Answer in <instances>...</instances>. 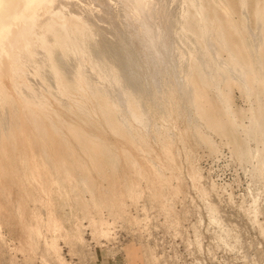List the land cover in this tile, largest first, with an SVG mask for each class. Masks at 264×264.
Returning <instances> with one entry per match:
<instances>
[{"label": "rangeland", "instance_id": "obj_1", "mask_svg": "<svg viewBox=\"0 0 264 264\" xmlns=\"http://www.w3.org/2000/svg\"><path fill=\"white\" fill-rule=\"evenodd\" d=\"M65 1L66 0H53L51 4H53L55 7L61 5L60 7L66 13L75 12L74 14H76L82 20L88 22L91 19L92 22L95 21L97 23L96 25L95 22L91 23L89 21L92 26L94 25V30L92 32L93 40L91 41L94 42V44L89 42V45L96 46L100 52L99 55H109L112 51L113 53H111V56L115 58V60L123 61L122 59L124 58H122L121 55L122 52L125 51H123V49L127 48L126 50L132 54L130 56H132L133 59L136 58V60L138 59L137 61L141 59L138 62V69L142 67V70L140 69L141 71H139V75H141L140 78L143 80V84L147 82L145 87L149 89V82L146 81V79L150 80L148 74L156 65L155 63L153 64L150 62L149 64L148 59L146 58L147 54L141 53L143 52L142 50L145 52L146 50L141 44L138 46L139 36L137 41L135 39L138 34L135 35V38L132 35V32L134 31L135 34L137 26H139L137 23L140 24L142 21L137 19L138 21L136 22V18L132 17L133 15L131 17L129 16L131 13H128V9H125L126 7H124L126 6L127 0L125 1L126 3H123L124 0H121L122 2L120 3H118L119 0H109L108 2L107 0H100L102 5L98 4L101 3L99 0H95L94 3L99 1L98 3H95L96 6L93 5V0ZM154 1L155 0H153V4L156 5L155 2L157 1ZM162 1V3L165 2L164 0ZM172 1L170 0L169 4L168 0H166L167 3L165 2V5L160 3L163 7L160 6V4H157V7L160 6L159 8L166 10L163 11L160 9L158 11L157 9L159 8H157L156 10L159 13L157 14L160 16L163 12L166 14L171 11L173 17H169V14L171 13L167 15H169L168 17L170 19H175L174 17L179 15L182 5L181 1L179 2V0H175L176 2ZM111 2L113 3L109 6ZM173 3H176L177 5H174ZM118 4H124V6ZM172 4L173 6H171ZM119 6H121L123 10H118ZM165 6L170 8L172 7L174 10H170L169 8L166 9L167 7ZM93 7L96 9V11ZM96 7H98V9ZM99 7L101 9H99ZM175 7L177 8V11L175 10ZM71 8H74V10H70ZM125 10L127 11L125 12ZM167 10L169 11L167 12ZM114 11H121L123 14L120 12L119 16H122L118 17ZM106 12L107 14L104 15ZM160 12L162 13L160 14ZM177 12L178 15L176 14ZM126 13L127 15H125ZM94 14L97 15H95L96 19L92 18L94 17ZM99 14L102 17L104 16V18L108 17L106 18L107 20H105L110 23L104 21V18L100 17ZM145 14L142 16L144 17ZM127 16L128 19L130 17V21L127 19L129 23L126 21V19H123ZM233 16L235 19H238L240 14L234 13ZM97 17L99 18L97 19ZM158 17L155 18V21L158 19L159 22L162 16L159 17L160 19ZM119 18L122 19L123 22L125 20V23H127L119 26L122 23L121 20L119 21L121 23L117 22ZM145 18L146 16L144 19ZM245 18L247 19L243 20L244 24H246V21L248 22L247 25H244L247 29L245 32L246 38L254 39L256 35L255 33H250L252 30L248 32L250 35L252 34L251 36L247 33L249 30L247 28L248 26H251L250 29L254 28V18L250 14ZM99 19H101L100 22L98 21ZM161 20L163 21V18ZM103 21L106 23L104 24ZM98 24L100 26L103 24H109V26L106 25V27H109L110 32H103L102 29H106L107 31V28L103 25L101 26V29ZM176 24L177 21L175 20V27ZM128 28H132V32H130V29ZM111 29H114V31H111ZM124 31L128 32H126V35L129 34L127 36H133L134 39L132 36H130L131 43H134L132 44V47L131 43L128 44L129 37L127 39ZM111 32H113L112 35H115L116 37L111 36ZM107 33L108 35L106 36ZM120 33H122V36H125L126 38H123ZM254 35L255 37H252ZM120 36L125 43L121 42L122 39H120ZM112 38H114V40ZM109 39L113 42L109 41ZM126 39L128 40V43ZM132 40L135 41L133 42ZM106 41L107 44L105 43ZM111 44H113V46ZM115 45H119V47L115 48ZM177 45H180V47L184 45L183 48L188 49V44L185 42V40L181 41L180 43L178 41ZM121 46H123V48ZM120 47L122 50L119 49ZM103 48L105 49V52ZM110 48H112V50H110ZM137 48H140V51L136 50ZM113 49L116 50V55ZM117 49H119V52L120 50L122 51L120 55ZM130 49L132 51L135 49L133 51L134 53ZM108 50L110 52H108ZM171 51L170 54H168L169 56L173 53H176L175 50L173 53H171ZM117 54L119 55V58L122 59L116 57L118 56ZM133 54L135 56H133ZM140 54H144L145 57L144 55L142 57ZM176 54L171 56V58H174ZM34 58L38 61H43L38 58L37 55L34 56ZM76 60L77 58L75 56L74 58L69 57L68 63H70V68L67 67V62L64 60L58 61L59 64L62 63V66L70 70L75 67L77 62ZM169 60L173 62V60ZM40 64H47L41 68L42 75L33 73L32 70L34 66L29 64L31 67L28 66L26 74H28L27 79L31 86L30 88L26 89L21 88V92H19V94L14 93L15 96L18 97V102L20 103L19 107H16V110L13 111L14 107H10L7 102L0 101L3 102L0 103V108L2 109L0 110V117L7 120L4 123L3 121L5 120L0 118V124L3 123V125H0V156H2L1 158L6 168L4 172L0 171V264H90L91 260L99 258L101 255H116L127 246L132 247L136 254H138L137 259L139 264H179V261H181V264H193L192 260L194 259V255H192V249L198 245H202L204 247L206 242L212 243V246L216 245L218 240L210 239L209 235L214 236L215 233L220 232L228 233L227 245L229 249H231L229 252L232 253L227 255V261L229 264L232 263L234 260H230V258H232V256L236 255L237 253V251H235L236 240L234 239V236L238 233V229L234 223L237 214H243L246 217L248 215V210L255 207V205H260V209L264 217V140L261 141L258 139V137H256L258 136L257 133L253 134V132L251 133L250 130H247V128L250 127V124L252 123L250 121V116L252 108L254 109V106H256L255 97L244 93V90L242 89L243 91H241V88L237 85H234L232 87L233 89H231L233 94H231V105L232 108L239 113V123L242 122L240 124V128L239 125H237L238 127L235 126V129H240V134L237 130V135H239L240 139L239 141H241V138L246 135V137H243L245 139L242 138V142L245 145H248V150L251 149L250 152H247V154H252H246V156L242 154L243 156L240 155L238 157L239 153H237L236 149L232 146L236 140L238 141V136L236 140L231 136L228 137V134L224 137V133L220 132L219 130L215 131L209 127L205 121L203 122V120L198 116L195 107L189 105L187 101L185 102V100H187L186 95H182L183 98L177 97L175 100H168L166 94L162 96V94L166 93L165 91H163V93L158 91V94H160V92L162 93L159 96L155 92L153 94L150 92L149 95L151 97L148 95L149 91L143 93L145 99L142 97V104L147 103L144 104L145 106L147 105V108L145 109L144 105H142V107L145 109V111H147V116L148 118L150 117L149 120L151 119V124H148L150 130L145 126L141 127L143 133H145V138H140L136 140V144H132L121 135L112 132L108 126H105L106 124L103 122V120L99 119V116L95 117V121H98L99 126L98 124L91 126V124L90 127L84 123H81L75 112L67 110L65 104L69 100L68 97L63 95L54 97L56 95H54L55 93L51 90H55V86L52 82V79L50 78L51 76L48 73L49 64L45 62H40ZM140 64H143L145 67L141 66ZM181 66H179V68L177 66L173 67L174 69L176 68L175 70L178 69V71L174 70L177 74L176 76H178V79H180V68L183 67ZM143 68L145 69L143 70ZM44 69L45 71H43ZM88 71L89 70H87V73H89ZM147 71L149 72L147 73ZM68 74H70V71ZM41 76L43 80L41 79ZM90 76L92 80L94 77V81L97 82L99 80L98 82H100V79L94 76L91 72L89 73V77ZM144 76L146 78L145 80ZM42 85L43 87L41 88ZM217 88L218 87L216 86V88H212V92L210 91L211 98H213L212 100L215 102L218 101L216 99ZM44 89L45 91H43ZM114 91L117 93L116 90H113V92ZM31 92H36L37 94L45 92L46 94L50 95V101H62L57 108L61 109L62 116L65 119L79 122L85 128H90L93 130L95 134L104 140L111 141L112 144H114L120 151L119 162L117 166L118 168L115 170V173L117 172L116 181L121 186V188L124 187L126 181H133L135 183V190L124 194L121 197L119 204H113L111 202L108 203L102 201L100 199V195L109 188L108 184L110 179L104 180L99 173L92 171V187L90 186L91 184L89 180H87L86 183V181H82V178H79L85 173L78 168L72 170L68 175L63 170V168L57 167L53 163H50V161H47L45 159L46 156L41 154L39 150V143H35L36 141H34L35 139L33 137L32 127L25 119L27 107L22 106V99ZM115 95L116 94H114L113 97L114 100L117 96ZM146 95H148L147 99ZM258 95L259 96L257 97L260 98L257 100L261 99L260 101L264 102V92L259 90ZM164 96H166V99L168 100H166L167 104H165L166 101ZM160 97L161 101H163L161 104H159L160 99L159 101L157 99ZM152 98L154 99L158 109H156L157 107L155 106V103L151 104L153 101ZM117 101L118 100L116 99L117 106H119V108H123L122 103L119 105V102L121 101ZM171 104L174 105H172L173 110L171 109ZM177 105H179V108ZM159 109H161V111ZM177 109H180L181 111L178 112ZM163 110L166 112V114L163 113ZM155 111H158L159 113H156ZM6 115L8 116V119ZM20 117L21 121L19 125H21V130L17 131L16 146L15 148H12L10 144L11 142L7 138L6 133H4L7 130V127L5 129V126L11 125L10 127H13L15 123H18V119H20ZM195 121L199 122L196 123ZM193 122L195 123L194 125ZM196 124H200L198 125L199 127L196 126ZM154 125L155 127L158 125V128H156L157 133L155 131L156 129L154 130ZM245 125H247V127ZM2 127H4V129ZM194 127H197V130L195 129L196 131L194 130ZM241 129L244 133L241 132ZM248 131L250 134L247 135ZM205 134L207 136L209 135L208 138ZM242 134L243 136H241ZM252 134L254 136H252ZM152 135L156 140L153 139ZM199 135L202 137H199ZM209 137L211 139H209ZM182 139L183 142L181 141ZM206 139L209 143L212 141L214 142L211 143L213 148H211L212 146L206 142ZM70 140H72L73 144L75 143L73 139ZM158 140H160V142ZM203 141H205V143ZM165 142L167 145L162 146ZM169 142H172V144ZM226 143H228V145ZM208 144L210 146H208ZM215 144L217 145V148ZM74 145L77 146V144ZM146 145H148V147H146ZM249 147L252 148L249 149ZM76 149L78 150L77 154L86 159V157L79 150L78 146ZM124 150H129L135 160L140 163L142 167L141 175L136 174L135 170L129 168L125 163ZM253 152H255V155ZM257 152H260L259 154L261 155H259ZM45 160L47 162L42 163ZM109 172L110 171H107L106 173L108 174ZM74 179H76V181ZM79 182H82V184ZM60 187L62 190H64V193ZM73 189H76V192L73 191ZM57 191L60 192L58 193ZM167 198L170 201H167ZM220 217L222 218L220 219L221 224L216 221ZM243 227V233L245 235L249 234L251 231V226L246 220L243 222ZM192 234H205L208 237H206L205 241H202L201 237L196 241H192ZM241 242L243 245L250 244V239L245 237ZM241 258L244 260L237 264H242L244 261H246L247 255H244L239 259ZM202 260L203 259H201V261Z\"/></svg>", "mask_w": 264, "mask_h": 264}, {"label": "bare ground", "instance_id": "obj_2", "mask_svg": "<svg viewBox=\"0 0 264 264\" xmlns=\"http://www.w3.org/2000/svg\"><path fill=\"white\" fill-rule=\"evenodd\" d=\"M52 1L53 0H0V101H5L10 107H14L13 111L16 110V107H19L20 104L18 102V97H16L14 93L19 94V92H21V88L26 89L30 88L31 86L27 79L28 74H26V70L29 64H32V66H34L32 70L33 73L42 75L41 68L47 64L41 65L40 62H45L49 64L48 73L51 76L50 78L52 79V82L55 86V90L53 89L51 91L55 93L54 95L56 96L54 97H59L58 95L68 97L69 100L65 104L67 110L75 112L79 117L78 119L81 121V123H84L88 126H90L91 124V126L97 125L98 121H95V117L99 116V119H102L103 122L106 124L105 126H108V128L112 132L121 135L132 144H136V140L140 138H145V133H143L141 127L145 126L149 129L148 126L151 124V119L149 120L150 117L148 118V113L147 111H145L147 105L145 106L144 104L147 103L142 104V100L145 99L143 93L149 91V95L150 92L152 94L154 92L158 94V91H161L162 93L163 91H165L166 93L162 94L160 92V94H162V96L166 94L168 100H175L177 97L183 98L182 95H186L187 100H185V102L187 101L189 105L195 107L198 116L203 120V122L205 121V123H207L208 126L214 129L215 131L219 130L220 132L224 133V137L228 134V137L231 136L233 137V139L236 140L238 136V141L236 140V142L232 144V146L236 149L237 153H239L238 157L240 155L246 156L247 152H250V148L252 147H249L250 150H248V145H245L242 142V138L246 137V135L243 136L242 134L241 136L243 137L241 138V141H239V135H237L238 128L237 130L235 129V126L237 125H239L240 128V124L242 122L239 123V113L236 112V110H234L231 105V89H233L232 87L234 85L240 87L241 91L244 90V93L255 97L256 106H254V109L252 108L250 116V121L252 123L250 124L251 126L247 128V130H250L251 133L253 132V134L257 133L258 136L256 137H258V139H260L261 141L264 140V102L260 101L261 99L257 100L258 98H260L257 97L259 96V90H262V92H264V0H179V2L181 1L182 7L180 8L179 15L178 12L176 13L178 16L174 17L175 19H170L171 17H173V14L169 10H167V12L169 11V13H171L172 15L169 13L165 14V12H160V14L162 13V15H158V11L160 9L166 11L163 8H159L160 6H162L161 4H164L166 2V0H164V3H162V0H155L157 1H154L156 5L153 4V0H124L123 3L127 2L126 6H124V4H118L126 7L125 9H128V13H131V15H128L130 17L133 15L132 17L136 18V22L138 20L142 21L140 24L137 23V25L139 26H137V32L135 31V34L134 31L132 32V28L128 29H130L129 31L133 33L131 34L134 36V38L135 35L138 34L135 39L137 41L139 36V44L138 42L137 44L138 46L141 44L142 47L146 50L145 52L144 50H142V48L141 50L143 52L141 53L147 54L146 58L148 59V63H155L156 65L155 67H153L154 69L152 68L153 70L151 69L150 73L148 74L151 81L146 79L144 76V80L146 79V81L149 82V89L145 87V84L147 82L144 81L146 83L143 84V80L140 78L141 75H139V71L142 70V67L140 68L141 70L138 69V62L141 59L139 61H137L138 59L136 60V58L133 59L132 56H130L132 54H130L129 51L126 50L127 48L123 49V51H125L122 52L121 50L123 46H121L122 48H119L121 49L120 52L118 51L119 49H117V51L119 52V55L122 52L123 56L121 55V57L124 59L119 58L118 54V56H116L119 59H122L123 61L115 60V58L111 56V53H113L112 51L109 55H99L100 52L98 48L96 46L89 45V42L93 40L92 32L94 30V25L92 26L89 21L91 23L95 21L92 22L91 19L88 22L82 20L80 17L74 14L75 12L66 13L60 7L61 5L56 7L53 6V4H51ZM94 1L95 0H93L92 3L94 6H96L95 3H98L100 0L95 3ZM108 1L109 0H107V2ZM65 2H67V0ZM120 2L122 1L119 0L118 3ZM172 2L176 1L173 0ZM103 3L105 4L104 1ZM112 3L113 2H111L109 6L112 5ZM168 3L170 4V0H168ZM98 4L102 5V2ZM157 4H160V6L157 7ZM173 4L171 6H173ZM100 7L99 9H101ZM165 7H167L166 9L169 8L170 10H174V8L172 7ZM96 8L98 9V7ZM120 8L121 6H119L118 10H123L122 8ZM72 9L74 10V8H71L70 10ZM175 10L177 11V8ZM126 11L127 10H125V12ZM118 12H115L116 16L118 15V17H121L122 15L119 16L121 11ZM234 13L240 14L238 19L234 18ZM105 14H107V12L104 13V15ZM121 14L123 13L121 12ZM143 14H145L146 16L145 19V16H142ZM167 14H169L170 16ZM249 14L254 18L255 25L254 28L251 29V26H248L247 28L249 30L247 31V33L252 30V32L250 33H255L256 35V37L255 35L252 36L255 37L254 39L246 38L245 34L247 29L244 25H247L248 22L246 21V24H244L243 20L247 19L245 17ZM95 15L96 14H94V17H91L95 18L97 16ZM125 15H127V13ZM155 16H162L163 21L161 20L162 18L160 19L158 17L162 23L160 21L159 23L158 19L157 21H155ZM100 17L102 16L100 15ZM98 18L99 17H97V19ZM102 18H104V16ZM106 18L108 17H105L104 21L107 20ZM123 19H126L128 23L130 21L128 19V16L126 18L124 17ZM120 20L122 21V23L119 22ZM175 20L177 21L176 27L174 25ZM98 21L100 22L101 19H99ZM106 22L110 23L108 21ZM117 22L121 23L119 26L127 23H125V20L123 22V20L120 18ZM106 25L109 26V24ZM106 25H104V27H106ZM101 26L100 28L102 29ZM108 29L109 27L107 28V31L106 29H102V31L105 33H109L110 29L109 31ZM114 29H111V31H114ZM126 32L124 31L125 35ZM108 33L106 34V36L108 35ZM112 33L113 32L110 33L111 36H113ZM250 33L248 34L250 35ZM120 34L122 36V33ZM121 36L120 39H122ZM130 36H127V39L129 37V43L126 39L128 44L131 43ZM112 39L114 40V38ZM122 40L121 42L125 43L124 40ZM184 40L188 44V49L186 48L187 50L183 48L184 45L182 47H180V45H177L178 41L180 43ZM109 41L111 40L109 39ZM91 43L94 44V42ZM105 43L107 44V41ZM132 44L134 43H131V47ZM111 45L113 46V44ZM115 46V48L119 47V45ZM112 48H110V50H112ZM139 49L137 48L136 50ZM174 50L177 54L173 53ZM113 51L116 55V50L113 49ZM170 51L173 54L169 56L168 54H170ZM108 52L110 51L108 50ZM174 54H176L174 58H171V56H173ZM36 55L43 61H38L37 59H35L34 56ZM140 55L143 57L142 54ZM74 56L77 58V62L74 68L69 70L66 67L62 66V63L59 64L60 60H64L65 62H67V67L70 68V63H68V60L69 57L74 58ZM133 56L135 55L133 54ZM169 59L173 60V62H171ZM140 65L144 66L143 64ZM176 66L178 68L179 66L182 67L180 68V75L178 74L180 79L182 80L178 79V76H176L177 74L175 73V71H178V69L175 70L176 68H173ZM45 69L43 71H45ZM144 69L145 68H143V70ZM87 70H89V73L91 72L94 76L100 79V82H98L99 80L97 82L94 81L95 78L93 76L92 80L91 76L89 77V73H87ZM69 71L70 74H68ZM148 72L149 71H147V73ZM216 86L218 87L216 93V99L218 100L217 102L213 101V98H211V90L214 87L216 88ZM42 87L43 85L41 86V88ZM113 90H116L117 93L115 91L114 93ZM43 91H45V89ZM113 93L117 95H115V100L113 98ZM160 94H158V96ZM148 95H146V99ZM49 96L50 95L46 94L45 92H41V94L31 92L22 99V106L27 107L25 119L32 127V133L35 139L34 141H36L35 143H39V150L41 154L45 155V159L47 161H50V163H53L57 167L63 168V170L68 175L71 173L72 170L78 168L79 170L85 173L79 178H82V181H86V183L87 180H89L91 184L89 185L92 187V171L99 173L102 179L104 180L110 179L108 184L109 188L100 195V199L108 203L111 202L113 204H119L121 197L124 194H127V192L130 193L135 190V183L133 181H126L123 188H121V186L116 181L117 172L115 173V170H117L116 168H118L117 166L119 162L120 151L114 144H112L111 141L104 140L103 138L95 134V132H93V130H91L90 128H85L79 122L65 119L62 116L61 109L57 108L59 107V104H61L62 101L59 102L56 100L55 102H52L50 101ZM166 96H164L165 101L167 100ZM116 99L118 101H121L119 102V105L120 103H122L123 108H119V106H117ZM157 99L158 101L160 99L159 104L163 102L161 101V97ZM167 101L165 102V104H167ZM154 103L155 102L153 99L151 104ZM142 105L145 106V109L142 107ZM172 105L173 104H171V106ZM173 106L171 108L172 110ZM178 106L179 105H177V107ZM156 109H158V107ZM0 110L2 109L0 108ZM159 110L161 111V109ZM180 111L181 110L179 109L178 112ZM156 113L159 112L157 111ZM163 113L166 114L164 110ZM198 116L197 118L199 119ZM1 119L5 120V118ZM6 121L7 120L3 122L5 123ZM20 121L21 117L20 119H18V123H15L13 127H10L11 125L5 126V129L7 127V130L4 133H6L7 138L11 142L10 144L12 148H15L16 146L17 131L21 130V125H19ZM194 124L195 123L193 122V125ZM0 125H3V123ZM198 125L196 124V126ZM245 126L247 127V125ZM2 128L4 129V127ZM156 128H158V125L157 127H155L154 125V130ZM196 128L197 127H194V130ZM155 131L157 133V129ZM248 134H250L249 131L247 135ZM253 134L252 136H254ZM208 136L206 135L207 138ZM199 137L202 136L199 135ZM70 139H73L75 141L74 144H77L79 150L86 157V159L82 158L79 154H77V146L74 145L72 143V140ZM209 139L211 138L209 137ZM158 141L160 142V140ZM181 141L183 142V139ZM203 142L205 143V141ZM206 142H208L207 139ZM211 143L209 144L212 146L211 148H213V145ZM170 144H172V142ZM209 144L208 146H210ZM226 144L228 145V143ZM166 145L167 143L165 142L162 146ZM146 147H148V145H146ZM123 152L124 160L128 167L135 170L136 174L141 175L142 167L140 163L135 160L129 150H124ZM253 153L255 155V152ZM257 153L259 154L260 152ZM249 154L252 153H248L247 155ZM1 157L2 156H0V171L4 172L6 168ZM46 160L42 163L47 162ZM107 171H110L109 173L111 174H107ZM74 180L76 181V179ZM79 183L82 184V182ZM60 189L62 190L61 187ZM75 190L76 189H73V191ZM62 191L64 193V190ZM167 201L170 200H168L167 198Z\"/></svg>", "mask_w": 264, "mask_h": 264}, {"label": "built area", "instance_id": "obj_3", "mask_svg": "<svg viewBox=\"0 0 264 264\" xmlns=\"http://www.w3.org/2000/svg\"><path fill=\"white\" fill-rule=\"evenodd\" d=\"M258 204V203H256ZM247 216L245 217L243 214L235 217V226L238 229V233L234 236L236 240L235 245L237 251L236 255H233L230 260H234L230 264H237L244 259V255H247V260L242 264H264V217L262 215V211L260 209V205H255L252 209L247 211ZM221 217L216 221L221 224ZM246 220L248 224L251 226V231L249 234H244L243 222ZM192 241H196L202 238V241H205V234H192ZM248 237L250 239V244H244L241 242L243 238ZM210 239H216V245L212 246L210 242H206L205 246L198 245L192 249V255H194V259L192 260L193 264H229L227 261V255L231 249L228 247V233L220 232L215 233L214 236L209 235ZM161 243V241H160ZM239 256V258H238ZM201 259H203L201 261ZM248 261V263H247ZM178 263V262H177ZM181 264V261H179Z\"/></svg>", "mask_w": 264, "mask_h": 264}, {"label": "crops", "instance_id": "obj_4", "mask_svg": "<svg viewBox=\"0 0 264 264\" xmlns=\"http://www.w3.org/2000/svg\"><path fill=\"white\" fill-rule=\"evenodd\" d=\"M132 247H124V249L113 256H102L91 260L90 264H139L137 255Z\"/></svg>", "mask_w": 264, "mask_h": 264}]
</instances>
